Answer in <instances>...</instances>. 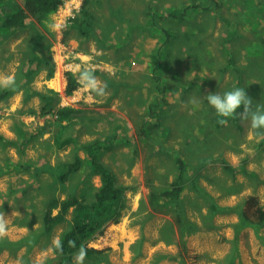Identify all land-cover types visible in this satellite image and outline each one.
Instances as JSON below:
<instances>
[{"label": "rangeland", "instance_id": "obj_1", "mask_svg": "<svg viewBox=\"0 0 264 264\" xmlns=\"http://www.w3.org/2000/svg\"><path fill=\"white\" fill-rule=\"evenodd\" d=\"M92 1L84 8L85 0H81L74 16L68 15L64 4L43 23L32 16L24 37H12L0 47V75H11L15 81L13 94L0 100V121L13 125L16 134V138H8L10 143L0 144V212L11 219L8 235L0 239V264L54 261V246L70 225L71 214L49 231L43 226L47 207L69 194L93 200L100 186V178L86 168L65 183L57 178L59 164L78 152L55 148L54 137L63 126L56 111L68 105L81 109L79 123H99L92 134L78 137L79 143L83 139L108 140L113 135L111 149L101 151L102 159L115 172L126 197L120 221L107 224L104 233L89 243L105 255L93 260L77 254L73 264H264V139L250 135L249 124L239 117L238 121L230 119L228 126L218 124L215 110L203 98L210 92L223 94L238 87L246 90L253 107L264 105V51L260 56L253 51L259 45L264 47L257 36L264 37V0H192L193 5L204 8L200 11L205 21L211 20L208 26L219 33L210 41L190 39L192 29L184 31L182 22L159 23L160 29L173 31L172 43L166 42L160 30L159 43L166 51L159 46L152 58L161 57L162 70L157 72L148 65L153 69V86L142 90H130L131 83H137L136 73H130L131 83L125 81V65L143 63L139 57L126 62L128 51H78L86 45L85 39L92 44L94 35L84 36L75 21L91 14ZM158 1L162 2L160 10L172 3ZM126 4L116 0L109 6L110 12L106 10L109 28L115 30L107 33L119 43L122 34L116 25ZM128 5L132 12L141 6L149 18L157 12L141 0ZM50 24L59 27L53 30ZM33 26L45 40L41 52L47 55L51 51L55 61L51 79L46 64L33 79L20 78L25 56L17 45L34 35ZM76 33L85 39L77 38ZM145 58L150 63L149 56ZM85 67L106 86L105 97L83 91L78 81L77 89L66 93L67 74L72 72L77 80ZM205 70H214L206 81ZM46 80L51 89L38 88ZM48 89L58 96L47 114L38 93L49 95ZM19 94L22 108L9 111ZM190 100H196L199 107ZM76 116L65 121L70 123ZM177 155L190 167L180 203L156 201V194L172 188L178 177ZM226 165L235 171L225 170ZM214 201L217 211L209 208ZM239 212L247 217V225L241 223ZM104 257L107 259L102 260Z\"/></svg>", "mask_w": 264, "mask_h": 264}, {"label": "trees", "instance_id": "obj_2", "mask_svg": "<svg viewBox=\"0 0 264 264\" xmlns=\"http://www.w3.org/2000/svg\"><path fill=\"white\" fill-rule=\"evenodd\" d=\"M21 2L18 3L16 0H0V47L4 45V41L12 37H24L23 32L26 28L28 29V21L32 16L36 17L42 23L44 20L49 19L50 14L56 12L64 0H22ZM88 2L89 0H85L84 8H86ZM83 20L85 22L86 17ZM75 21L81 23L82 18L79 17ZM30 30L34 35H28L17 45V48L25 56L20 70V78L24 80L33 79L34 76L44 69L43 66L46 64L49 66L47 76L51 79L55 73V61L51 56V51H48L47 55L43 54L41 51L44 49L43 43L45 40L42 39L35 26ZM257 36L259 41L261 40V44H264V37L260 34ZM260 46L253 50L259 51L257 52L258 56L262 55L264 51V47ZM154 58V64L160 70L161 57L155 56ZM76 89L77 80L74 74L69 72L67 74L66 93L70 95ZM48 92L49 95L46 93H38L45 102L42 110L46 111L47 114L51 113V110L54 108L55 97L58 96L52 90L48 89ZM12 94L13 88L0 87V100L8 98ZM56 112L58 121L62 123L64 120L70 121L79 111L72 107H59ZM232 120L238 121V116ZM73 124L74 122H72ZM66 127L62 126V129H66ZM10 142L8 138L0 133V144H8ZM73 142V138H64L62 133L55 139V145L58 149ZM111 144V137L108 140L95 139L87 143H81L79 148L84 151L85 158H81L76 154L73 161L59 164L57 178L60 182H67L70 176L86 168L90 175L99 176L100 186L96 188L93 200H88L85 197L80 199L74 194H69L61 202L58 199H54L47 207L44 214L43 226L49 231L53 230L56 225L64 223L67 216L71 214L70 225L61 233L58 242L54 246L56 259L54 261L49 260L47 264H73L75 255L81 253H83V256L93 260L95 258L100 260L105 255L104 251L90 247L89 243L104 233L107 224L110 222L118 223L121 219L123 209L126 207L124 187L118 181L115 172L102 160L101 151L110 148ZM176 162L179 174L172 185L173 187L166 188L156 194V201L167 200L173 204L180 203L190 167L185 163L186 161L181 155L176 156ZM225 170L229 172L235 171L231 165H226ZM195 183H193L194 186H196ZM209 208L213 211L219 210L215 201ZM239 214L241 216V223L247 225V217L242 212H239ZM180 221L183 223L182 219ZM159 258L164 257L159 256ZM106 259L107 257H104L102 260ZM222 264H234V262L228 261Z\"/></svg>", "mask_w": 264, "mask_h": 264}, {"label": "crops", "instance_id": "obj_3", "mask_svg": "<svg viewBox=\"0 0 264 264\" xmlns=\"http://www.w3.org/2000/svg\"><path fill=\"white\" fill-rule=\"evenodd\" d=\"M115 1L116 0H94L91 2L90 4L91 14H89L86 17L85 22H83L84 20L82 19L81 23H78L76 25V28L77 30L83 32L84 36L88 37L90 35H94L90 37L92 40V44L91 45L87 44V40L89 39H85L83 35H79L78 33H76V37L77 38L80 37L82 40L85 39L84 42L86 43V45L83 46V49L81 50L78 49V51H89V53H93L96 51H109V49L111 51H121V52L128 51L129 57L126 58L125 60L126 62H128L130 59L132 61L133 57H139L140 60L144 61L143 63L136 64L135 66H133L134 65L133 64V65H130L129 67L125 65V68L128 71L126 72L125 81H128L129 83H131L130 78H132V75H130V73H136L138 76L137 83H131L130 90H138V89L142 90L148 86L149 87L153 86V80L151 79L152 77L150 76V74L153 73V69H149L148 65L150 66L152 65L154 70L157 72L162 70V69L158 70L155 64L153 65L155 61V58H152L153 51H155V49L159 48L160 46L159 40L161 38V34L159 31L161 30L164 33V35L166 36V42H168L169 44L172 43L173 31L168 29V27H163L160 29V27L158 26L159 23L166 22L167 25H170V24L174 25V23L176 22H182L183 23L182 29L184 31L192 29L189 35L190 39H192V37H196V39L198 40L204 41L206 38L207 41H210L212 39L211 38L212 35L213 37H217L219 35L218 32H216L213 28H210L208 26L211 20L210 22L205 21L200 11V10H204V8L201 7L200 4L199 6L193 5V3L191 2L192 0H171L172 3L166 5L164 10H160L159 7L162 2H159L158 0H141L147 3H150L151 6L157 8V12L154 18L153 17L149 18V15L147 14V12L143 11V8L141 6L138 7L139 11L137 10V11L132 12L129 9H127V7H129L128 2H132L136 0H120V1L126 2L127 4L122 8L123 10L121 9L122 11L121 16L118 17V20H117L118 24L116 25V28L118 29L116 30H120L122 34V41L121 43H119V42L114 41L113 37H111V35L107 33L109 31H115L109 28V18L107 17L108 14L106 15V10L109 13L110 12L109 6L111 4H114ZM176 1L178 5H175ZM195 4H198V3H195ZM178 6H181V8L177 9ZM134 7L136 6L134 5ZM172 8L177 9V12H171L170 9ZM158 11L161 12V15L159 14ZM208 34L210 35L208 36ZM97 42H102L103 45L97 46L96 45ZM113 46H119L120 48L113 47ZM160 47L163 50L165 48L163 44ZM146 56H149L150 63L145 58ZM213 72H211V70L210 72L205 70L204 71L205 75L203 76L204 80L206 81L209 77H211L210 73H213ZM41 79H44V76L41 75ZM43 85L51 89V83L49 81L46 80V81H42L41 83H38V88H42ZM215 86H218V85H215ZM208 89L209 87L207 88V90ZM22 106H23L22 95L19 94L12 101L11 108L9 111L15 112L21 109ZM67 107H72L75 110H78L79 112L82 113V111H80L81 109H77L74 106L68 105ZM79 112L77 113V115L78 114L79 115L76 116L77 118H75L74 121L67 123L64 120V122H62L63 126L69 125V127H67L66 129H60L59 131H57L58 134H56L54 137V143H55V139H57L61 135V133L64 135V138L71 137L74 139L73 143L68 144L67 146L60 148V149L56 148V146L55 148L57 150H65L67 148H73V149H76V151H78L76 154H78L81 158H85L84 151L79 148L80 144L87 143L95 139H83V141H81L80 143L77 141V139L80 136H87V134L89 133L92 134V132L96 130V127H98L97 125L99 123L93 122V124H91L89 120L86 121V124H82L81 122L79 123L81 119ZM72 122H74L73 125H72ZM118 127L120 128V126ZM0 133L3 134L5 137L10 138V140L16 138L15 130H13V125L10 126V123L8 122L0 121ZM68 133H70V135H68ZM112 136L113 135H110L107 138H110ZM113 138L116 139L115 137ZM110 149L111 148H108L105 151H108ZM75 155L70 156L65 161L67 162L73 161L75 159ZM39 161H40V164H43L44 162L43 158Z\"/></svg>", "mask_w": 264, "mask_h": 264}, {"label": "clouds", "instance_id": "obj_4", "mask_svg": "<svg viewBox=\"0 0 264 264\" xmlns=\"http://www.w3.org/2000/svg\"><path fill=\"white\" fill-rule=\"evenodd\" d=\"M49 27L55 30L59 25L50 24ZM77 81L81 89L90 95L103 98L107 94L106 86L93 74L90 67H85L78 72ZM0 87L14 89V78L11 75H0ZM203 98L215 110L218 117V124L228 126L229 120L238 116L242 122L249 124L250 135H254L258 139H264V105L255 104V107H253V101L247 95L244 88L234 87L232 90L226 91L223 94L220 92H210ZM189 102L199 107L196 100H190ZM241 109L242 111H240ZM16 214L14 211L12 216L14 217ZM10 220L4 212H0V239L8 235ZM37 226L38 224L35 227Z\"/></svg>", "mask_w": 264, "mask_h": 264}, {"label": "built area", "instance_id": "obj_5", "mask_svg": "<svg viewBox=\"0 0 264 264\" xmlns=\"http://www.w3.org/2000/svg\"><path fill=\"white\" fill-rule=\"evenodd\" d=\"M65 1L66 0H64L63 4L64 7L66 8V12L68 13V15L74 16V12L78 11V6L81 5V0H70V1L67 0L66 3ZM73 2H76V4ZM62 5L60 6V8L62 7Z\"/></svg>", "mask_w": 264, "mask_h": 264}, {"label": "bare ground", "instance_id": "obj_6", "mask_svg": "<svg viewBox=\"0 0 264 264\" xmlns=\"http://www.w3.org/2000/svg\"><path fill=\"white\" fill-rule=\"evenodd\" d=\"M61 28V27H60ZM68 28V27H67ZM54 33V32H53ZM61 36V35H60ZM72 36V35H71ZM74 36V35H73ZM64 37H65V35H64ZM70 41H71V39H70ZM188 78V77H187ZM165 100V99H164ZM59 108V107H58ZM56 115H57V113H56ZM57 117H58V115H57ZM231 254H232V252H231ZM235 257V256H234Z\"/></svg>", "mask_w": 264, "mask_h": 264}, {"label": "flooded vegetation", "instance_id": "obj_7", "mask_svg": "<svg viewBox=\"0 0 264 264\" xmlns=\"http://www.w3.org/2000/svg\"><path fill=\"white\" fill-rule=\"evenodd\" d=\"M81 113V112H80Z\"/></svg>", "mask_w": 264, "mask_h": 264}]
</instances>
